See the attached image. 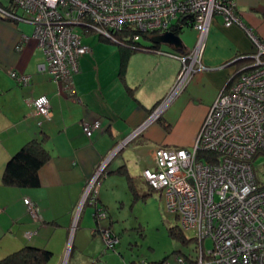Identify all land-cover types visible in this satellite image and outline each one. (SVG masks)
Masks as SVG:
<instances>
[{"label":"crops","instance_id":"0c3cea01","mask_svg":"<svg viewBox=\"0 0 264 264\" xmlns=\"http://www.w3.org/2000/svg\"><path fill=\"white\" fill-rule=\"evenodd\" d=\"M234 1L243 22L264 42V0ZM177 35L182 40L181 48L159 44L157 49L127 53L96 33L84 34L82 42L90 51L80 57L79 71L71 83L57 82L39 69L45 57L34 37V26L0 16V260L26 246L51 251L47 264H152L162 260L146 258L138 237L129 233L126 238L119 232V228L127 230L131 224L115 217L114 225L108 205L113 200L103 187L120 178L128 183L130 179L138 199L151 192L143 170L154 167L156 149L193 147L220 91L253 62L256 46L244 28L227 27L220 17L215 18L202 54L205 69L192 76L161 114L170 124V132L156 119L110 159L99 190L100 205L107 209L108 218L97 219L95 208L82 204V199L98 167L110 158L120 141L152 116L175 84L181 61L161 51L185 54L193 48L197 34L192 27H185ZM154 36L145 43H155ZM12 71L30 75V83L20 84ZM40 96L50 101L49 118L35 114L31 102ZM94 121H99L101 128L87 136L83 123ZM35 138L45 139L49 153L39 171L40 185H4L7 162ZM139 181L147 193H140ZM128 189L133 196L135 191ZM111 196L125 206L118 195ZM26 198L37 206L40 220L29 213ZM107 229L119 237L115 250L105 248L103 232ZM179 256L185 264L193 263V253L167 261L179 264Z\"/></svg>","mask_w":264,"mask_h":264},{"label":"built area","instance_id":"2783aa9c","mask_svg":"<svg viewBox=\"0 0 264 264\" xmlns=\"http://www.w3.org/2000/svg\"><path fill=\"white\" fill-rule=\"evenodd\" d=\"M0 16L32 24L45 57L39 69L57 82L69 83L79 71L80 57L90 51L82 42L84 34L115 40L113 32L131 26L137 31L133 40L139 41L142 33L158 35L185 27L196 31L195 44L185 54L161 51L181 61L175 84L152 116L119 142L87 182L82 204L93 206L100 220L108 218L99 200L106 165L158 119L196 72L205 69L202 54L212 21L220 17L227 27L244 28L256 46L248 71L220 91L193 147L156 149L155 165L143 170V177L164 195L168 211L179 218L182 229L194 234L197 248L192 264H264V187L258 185L252 165L253 156L264 150V42L243 22L234 0H9L8 6L0 5ZM11 74L20 84L31 81L28 74ZM31 104L36 115L51 117L46 96ZM100 128L99 121L83 123L87 136ZM200 153L214 154L216 159L199 158ZM25 204L40 220L37 206L28 198ZM103 240L111 251L119 237L107 229ZM207 240L212 241L210 248L205 246ZM178 263L185 264L184 258L179 257Z\"/></svg>","mask_w":264,"mask_h":264},{"label":"rangeland","instance_id":"374dc122","mask_svg":"<svg viewBox=\"0 0 264 264\" xmlns=\"http://www.w3.org/2000/svg\"><path fill=\"white\" fill-rule=\"evenodd\" d=\"M8 4L9 0H0V5L8 6ZM188 36H190V33ZM164 119L167 120L165 116ZM252 165L258 185L264 187V151H260L255 155L252 160ZM137 185L140 193H147L141 181ZM128 186V181L120 178L115 181H110L103 187L104 192L110 195V199L113 200L108 205L114 217V225H117L116 218L120 219V222L123 224H131L127 230H122L118 227L119 232L124 234L126 238L129 233L138 237L140 248H142V255L152 260L170 259L180 254H194L197 248V243L193 239L194 234L182 229L179 218L168 211L164 195L160 191H151L149 195L140 196L138 199L136 198V202L134 203ZM111 191L116 192L111 194ZM111 195H118L122 199L121 201H124L125 206L121 207L120 202L116 203L114 201L115 197L112 198ZM173 227L182 230L184 236L190 240L184 243L180 239L174 238L170 234V229ZM205 246L210 248L212 241L207 240Z\"/></svg>","mask_w":264,"mask_h":264},{"label":"trees","instance_id":"16d2710c","mask_svg":"<svg viewBox=\"0 0 264 264\" xmlns=\"http://www.w3.org/2000/svg\"><path fill=\"white\" fill-rule=\"evenodd\" d=\"M10 7V6H9ZM182 29L176 28L173 29L175 34H179ZM136 29L133 27H125L123 31L113 32L115 40H108L102 38L106 42L117 43L121 46L123 50H126L127 53H132L142 50H153L157 49L160 45L155 43H145V41H151V36L149 34L142 33V40L135 41L133 36L136 33ZM244 61V60H243ZM241 61V62H243ZM248 71V70H244ZM159 122L167 129L168 132L171 130V126L167 120L160 115L158 117ZM45 139L35 138L28 141L22 146V148L14 154L5 167L2 183L6 186H14L20 188H36L40 185L39 171L41 167L48 161L49 153L45 148ZM264 151V150H261ZM260 152V151H258ZM257 152V153H258ZM256 153V154H257ZM255 154V155H256ZM253 156V158L255 157ZM199 158L204 157L206 160L215 161L216 155L211 153H200L198 154ZM119 171V170H117ZM151 191L154 190L151 186ZM129 188L134 193V199L137 198V193L135 186L132 180L129 179ZM137 194V195H136ZM151 192L145 195H149ZM142 195V196H145ZM170 234L174 238L180 239L182 242L187 243L190 239H187L182 230L173 227L170 229ZM194 239V238H193ZM196 242L197 240L194 239ZM52 257V252L39 247L26 246L22 249L6 256L0 260V264H47ZM167 261L166 258L152 264H162Z\"/></svg>","mask_w":264,"mask_h":264},{"label":"water","instance_id":"95a60500","mask_svg":"<svg viewBox=\"0 0 264 264\" xmlns=\"http://www.w3.org/2000/svg\"><path fill=\"white\" fill-rule=\"evenodd\" d=\"M152 39L158 44L173 45L176 48L183 47L181 38L174 32H166L164 34L154 36Z\"/></svg>","mask_w":264,"mask_h":264}]
</instances>
